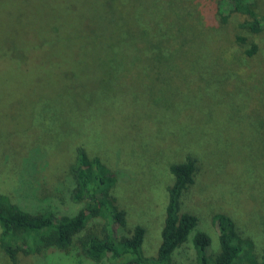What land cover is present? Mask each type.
I'll list each match as a JSON object with an SVG mask.
<instances>
[{"label": "rangeland", "instance_id": "rangeland-1", "mask_svg": "<svg viewBox=\"0 0 264 264\" xmlns=\"http://www.w3.org/2000/svg\"><path fill=\"white\" fill-rule=\"evenodd\" d=\"M70 1L62 6L58 0H0V192L28 210L47 206L56 213L76 214L81 205L69 199L67 170L74 137L80 134L81 146L85 143L97 150L94 156L116 175L117 205L125 209L131 225L145 228L143 252L152 257L161 243L168 189L173 184L170 166L191 157L197 176L183 195L182 211L197 217L199 230L210 236L215 250L220 233L213 218L224 214L234 221L237 235L250 240L257 255L263 254L264 32L254 37L241 28L244 18L235 14L223 21L215 13L219 0H138L131 13H146L150 7L149 13L157 15L154 42L167 49H174L178 42H184V48L193 46L192 60L178 61L170 71L165 68L156 81L146 75V63L130 60L121 68L123 75L110 78L114 89L106 95L91 75L96 61L79 56L77 64L65 59L52 62L40 58L44 51L29 55L35 49V36L45 34L41 25L45 16L100 13L105 0ZM8 3L20 9L11 11ZM257 10L264 16V0ZM20 13H25L28 22L21 30ZM64 34L74 39L68 44L72 50L83 47L88 53L93 49L88 33ZM237 35L246 37L247 45L241 46ZM79 37L82 47L76 40ZM253 43L260 50L249 58L246 50ZM18 47L29 51L24 61L16 51L9 52ZM212 58L223 75L220 79L211 73ZM74 69L79 80L60 81L61 71ZM106 79L99 76V81ZM219 83L223 93H219ZM77 87L81 89L78 107L70 104L64 109V116L71 120L61 126L62 115L52 106L50 94L73 93ZM143 120L147 124L141 127ZM49 123L55 124L51 125L55 130L49 129ZM54 131L59 136L49 135ZM41 134L43 140L37 139L32 146L42 148L32 161L35 168L25 174L21 149L27 145L22 144ZM63 257V264H73L70 259L65 262L68 257L64 255H53L55 260ZM35 262L28 258L22 264ZM0 264L8 261L0 258ZM83 264L93 263L86 260Z\"/></svg>", "mask_w": 264, "mask_h": 264}, {"label": "trees", "instance_id": "trees-1", "mask_svg": "<svg viewBox=\"0 0 264 264\" xmlns=\"http://www.w3.org/2000/svg\"><path fill=\"white\" fill-rule=\"evenodd\" d=\"M58 1L62 6L71 3L70 0ZM137 1L105 0L100 13H53L45 16L41 24L45 26V34L35 36V49L29 53L28 49L18 47L9 52L16 51V56L22 61L28 58V53L35 56L39 51H44L40 58L52 62H64L65 59L77 64L79 56L92 59L96 61L97 67L91 75L96 78L95 83L99 82L101 92L106 95L114 89L110 86V78L123 75L121 72L124 70L121 71V68L125 69L124 64L130 60L146 63V75L154 81L159 80L165 68L170 71L175 69L178 61L192 60L193 46L192 49L188 45L184 48V42H178L174 49H167L168 47L155 43L157 15L149 13V10H153L150 7L146 13H131L137 8ZM163 1L171 3L174 0ZM259 1L261 0H219V8L215 13L218 12L225 22L234 14L244 18L240 23L241 28L258 38L264 32V16L257 10ZM8 4L11 11L20 9L16 5L17 8L12 9L13 4ZM151 4L150 2L149 5ZM227 8L228 15L225 14ZM19 16L23 17L19 23L21 30L20 27L28 22L25 13H20ZM65 29L74 35L81 31L88 33L93 49L88 53L84 52V44L79 37L76 40L79 46L81 44V50H72V46L68 44L74 39L71 40L64 34L67 32ZM30 33H34V28H31ZM236 38L241 46L247 45L246 37L237 35ZM132 40L137 43L133 44ZM257 50H260V45L253 43L246 50L247 57L253 58ZM214 59H210L211 73L220 79L223 75L217 72L218 65ZM77 71L78 69L61 71L60 81L69 83L79 80ZM101 74L107 77L105 81H99ZM75 84L78 85V82ZM232 84L236 85V82ZM240 87L239 84L238 88ZM75 91L77 93L50 94L52 106L62 115L61 126L67 125L71 120L64 116V109L70 104L72 108L78 107L75 103L81 89L77 87ZM84 91L87 94V88ZM219 93H223L220 83ZM254 102L259 101L255 98ZM72 121L77 124L79 119L74 116ZM143 122L139 126H146V120ZM51 125L49 129L55 130ZM49 135L59 136L55 131ZM81 138L80 134L74 137L73 159L67 170L71 185L69 199L81 205L76 214L56 213L46 209L47 206L28 210L9 195L0 192V258H4L8 264H22L28 258L36 260L34 264H63L64 257L55 260L54 254L68 257L64 261H71L73 264H83L86 260L93 264H264V253L257 255L253 251L252 242L242 240L237 235L236 225L229 216L217 214L213 218L220 233L219 247L215 250L210 236L199 230L197 217L182 211L183 195L194 185L197 176L196 162L191 157L173 162L179 164L170 166L173 184L168 189L161 243L155 256L144 255L145 228L129 223L125 209L117 205V198L113 195L118 182L116 175L98 156H94L97 150L93 151L85 143L81 146ZM37 139L43 140V135H37L35 139H28L22 144L27 145V148L21 149L25 156V174H30L29 170L32 172L35 168L32 161L42 149L36 148L39 145L32 147ZM49 148L53 151L52 146ZM50 155L55 156L52 153Z\"/></svg>", "mask_w": 264, "mask_h": 264}]
</instances>
